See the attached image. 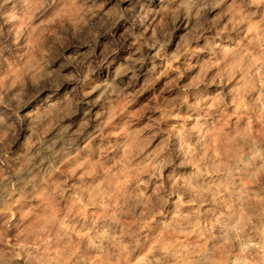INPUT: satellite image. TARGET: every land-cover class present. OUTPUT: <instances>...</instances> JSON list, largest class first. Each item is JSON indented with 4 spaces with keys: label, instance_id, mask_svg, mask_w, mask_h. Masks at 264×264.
<instances>
[{
    "label": "rangeland",
    "instance_id": "374dc122",
    "mask_svg": "<svg viewBox=\"0 0 264 264\" xmlns=\"http://www.w3.org/2000/svg\"><path fill=\"white\" fill-rule=\"evenodd\" d=\"M0 264H264V0H0Z\"/></svg>",
    "mask_w": 264,
    "mask_h": 264
}]
</instances>
